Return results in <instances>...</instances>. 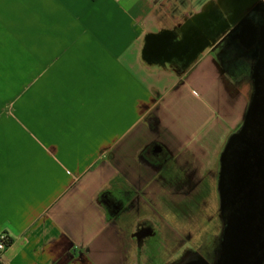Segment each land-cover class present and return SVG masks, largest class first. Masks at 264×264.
Returning <instances> with one entry per match:
<instances>
[{"label":"crops","instance_id":"0c3cea01","mask_svg":"<svg viewBox=\"0 0 264 264\" xmlns=\"http://www.w3.org/2000/svg\"><path fill=\"white\" fill-rule=\"evenodd\" d=\"M218 7L0 0V264H166L174 218L182 253L217 216L251 96L250 71L221 61ZM163 34L180 49H148Z\"/></svg>","mask_w":264,"mask_h":264},{"label":"flooded vegetation","instance_id":"af4514ba","mask_svg":"<svg viewBox=\"0 0 264 264\" xmlns=\"http://www.w3.org/2000/svg\"><path fill=\"white\" fill-rule=\"evenodd\" d=\"M230 2L240 5L227 43L252 60L249 84L253 106L224 156L218 182L217 222L221 229L213 244L206 246V259L210 264H264V0ZM148 46L154 53H173L180 49L181 41L171 42L163 34ZM143 228L137 227L138 236ZM150 232L155 241L153 228Z\"/></svg>","mask_w":264,"mask_h":264},{"label":"rangeland","instance_id":"374dc122","mask_svg":"<svg viewBox=\"0 0 264 264\" xmlns=\"http://www.w3.org/2000/svg\"><path fill=\"white\" fill-rule=\"evenodd\" d=\"M231 4L230 0H228ZM227 0H220V7H218V19L220 20L219 24V34L221 40V47H223L227 43L228 33L230 29L232 28L234 24V17L232 15L233 9L228 8L229 3ZM232 50L229 48L228 44L224 48V53L221 56V61L223 65L228 70L229 74L231 76L249 72L251 73L252 67L251 64L244 66L241 63H238L240 58H233L231 57ZM112 62L110 63L108 60L105 62L104 65L106 66H113ZM247 79V77H246ZM249 80V78L247 79ZM248 86H250L249 83H247ZM247 87V86H245ZM250 88V87H249ZM224 151V150H223ZM219 173H220V167H219ZM180 219V218H177ZM185 219V221H188L189 223H193L194 221L196 223L199 222V218L194 217H187V218H181ZM201 219V218H200ZM174 223L176 224V219L174 218ZM125 227H127L129 224H131V220H127L124 218ZM173 223V227H171L170 231V239L166 241L167 246L171 244V248H163L164 253H162L161 257H167L172 255L171 259H169L166 264H210V261H207L206 259V246H211L215 239V234H219L221 225L220 222H217V216H215L211 221L207 222L197 233L193 234V241L187 242V249L182 250V253H178L179 251V245H185L182 240H180L177 236L178 232L174 231L177 228V226ZM199 224V223H198ZM128 238V236H127ZM151 244V243H150ZM150 244L147 245L142 250V253H140V256L138 253H134L135 257L138 258H147L149 256H152V249H150ZM154 246L157 247V250L160 249V243L159 239H156L153 242ZM149 247V248H148ZM200 254V255H199ZM204 255V256H202ZM144 256V257H143ZM143 263V262H142ZM148 264V263H147Z\"/></svg>","mask_w":264,"mask_h":264},{"label":"water","instance_id":"95a60500","mask_svg":"<svg viewBox=\"0 0 264 264\" xmlns=\"http://www.w3.org/2000/svg\"><path fill=\"white\" fill-rule=\"evenodd\" d=\"M255 93V92H254ZM252 106H253V100L250 102L249 106H248V109H247V112H246V118H247V115L250 113L251 109H252ZM246 118H245V121H246ZM245 121L243 123V125L245 124ZM243 125L240 127L239 130H237L229 139L227 145L225 146V149L224 151L222 152V161H221V168H220V176L222 175V172H223V168L224 166L223 165V161H224V156H225V153H226V150L228 149L230 143L236 138V136L239 134L241 128L243 127Z\"/></svg>","mask_w":264,"mask_h":264},{"label":"built area","instance_id":"2783aa9c","mask_svg":"<svg viewBox=\"0 0 264 264\" xmlns=\"http://www.w3.org/2000/svg\"><path fill=\"white\" fill-rule=\"evenodd\" d=\"M7 241H8L7 235L5 233H1L0 234V249H2L5 246Z\"/></svg>","mask_w":264,"mask_h":264}]
</instances>
